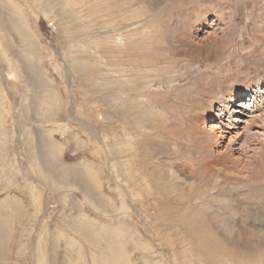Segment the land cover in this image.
<instances>
[{
	"label": "rangeland",
	"instance_id": "1",
	"mask_svg": "<svg viewBox=\"0 0 264 264\" xmlns=\"http://www.w3.org/2000/svg\"><path fill=\"white\" fill-rule=\"evenodd\" d=\"M17 1L22 7L24 6V15L29 13L26 16L27 22L29 21V26L33 27L38 41L45 46L42 47L43 62L41 66L39 63V66H44L42 72L46 75L45 77L52 80V85L60 93L62 103L58 111L60 117H56V122L46 121L48 120L46 117L43 120L38 119L42 123L34 122L36 118H34L35 108L32 101L37 98L33 91L26 90L21 85L12 88L10 82L14 81V77L11 76H15L16 73H10L12 70L0 56V80L3 82L2 90L6 93L4 112L9 140L7 146L0 148V218L6 215L8 218L11 216L13 220L3 229L8 237L5 264H264V168L262 164H260L262 168L256 165L254 169L261 172L260 175L256 176V173L254 177L252 175L251 178L247 177L238 184L240 186H237L238 191L233 192L237 195L235 200L247 206V209L240 211L234 219L238 224L245 220L251 221V223L247 221L244 223L248 230L252 229L246 232L236 229L235 231L226 230L219 223V218L215 217V213H212L213 209L208 208L207 205H210L217 209V202L220 203L218 199L224 197V192L218 191L217 187L211 190L209 185L202 187L201 184L204 183L198 180L197 175L186 179L178 171L180 180L174 185H171L172 179L168 176L174 168L178 170L180 167H191L197 172V166L192 159L194 155L182 141L189 128L184 123L181 126L179 118L175 116L181 112L182 108H187L186 99H189L190 93L202 82V76H207L211 83L207 86L212 85L214 92H217L220 98L235 91L243 92L246 84H249L255 76L257 78L260 76V74L256 75L255 69L243 73L245 69L240 67L244 65L243 58L247 49L256 45L259 39H263L262 42H264V24H261V28L257 23L259 20L262 21L261 16H264V0H134V8H137L142 22L137 23L138 30L133 38L147 39L149 43H146V49L140 46L141 49L136 52L140 56L143 50H147L154 59L151 62L155 67L160 66L164 69L152 71V78L149 77L151 83L138 93L135 107L130 109L133 115L125 119L104 117L106 110L100 100L99 89L95 87L101 82L99 78L96 79L95 84H91L90 81L83 83L78 75L70 70L67 62L69 58L62 55L66 44L62 20L58 16H46L35 6L31 8L25 0ZM99 1L85 0L73 8L83 18L78 19L81 22L80 26L83 27L80 33H83L84 25L90 28L88 32L80 34L82 38L97 39L105 34L101 20L98 17L95 19L88 16V14L91 15V8L97 7L92 4H98ZM140 5L148 11L146 15L141 13ZM151 6L153 9L150 8ZM192 10L198 11L197 19H207L206 25L201 26L196 34L198 40L207 35L202 31L203 29H206V32L214 30L216 37L211 39H219L217 58L201 57L197 60L189 59L188 55L182 53L178 56L173 55L174 46L170 38L173 35V29L179 27L182 15L189 14ZM216 14L224 19L221 23L217 21V26H213L211 22H216L214 21L217 20ZM119 18L121 19L120 16ZM123 23L121 21V24ZM209 25L212 29L208 27ZM122 26L123 34H128L129 32L126 31L128 28ZM112 33L114 35L111 39H116L115 31ZM45 49L53 52V55L45 57ZM80 49L83 52L89 51V45ZM92 50H95L93 54L97 56L91 54L86 62L98 68L91 70L98 72L96 75L100 77L99 72L105 69L103 64L105 59L101 56L99 48L95 47ZM27 71L29 72V69H20V74L26 76L31 73ZM67 72L70 73L68 74L70 83L65 80ZM130 72L131 70L126 71L125 75L130 77ZM258 89L256 87L250 94L255 96L251 99V102H254L253 109L248 110L242 107L244 110L234 114L241 118V121H238L234 128L229 129L232 132L230 134L237 135L234 147L242 150L245 160L250 157L252 160L254 156H259L260 151L264 149L262 133L264 116L262 119L254 116L257 121L249 116L253 112L261 113L258 104L264 103V95L258 96ZM72 90L75 92L73 93ZM21 93L28 97V105L21 100ZM199 101L195 110H199V106L203 105L202 102H207L205 99L201 100L202 102ZM255 103L258 104L255 105ZM23 109L26 111L21 114ZM202 114L206 115L205 112ZM226 118L227 113L221 116V123H226ZM210 120L212 119L205 116L200 126L211 122ZM22 126L34 132L29 142L26 138V130H22ZM223 126L220 124L222 129ZM44 129H50L48 133L51 139L61 144L63 148L59 159L71 167L68 177L65 176L66 179L60 173L57 162L54 161V165L46 157L44 160L42 155L40 157L43 147L41 144L44 141L43 138H46L43 135ZM199 136H201L200 133L196 134L198 139ZM225 136L223 146L230 135L226 132ZM123 141L131 143L130 146L123 147L125 153L131 146L133 147L132 151L126 155L131 159L130 169L136 170L138 178L145 184L140 185L142 186L140 191L137 182L134 181L136 185L129 182L128 185L134 186L132 190L134 194L137 192V195L126 193L121 197L119 189L123 175L120 172V164L117 163L121 157L115 153L116 145L120 146ZM242 141L245 145L249 144V147H243L244 143L241 147ZM239 150L237 149L234 153L235 158L239 156ZM173 151L176 153L169 154ZM2 153L6 155L3 157ZM182 154L190 156L188 160L190 163L186 162ZM43 169L47 175L42 173ZM39 173L41 176L38 175ZM51 173L55 177L51 176ZM57 174L61 176L58 177ZM160 176L167 181L166 187L176 190L180 193L178 197L182 199H185L189 190L200 189L199 200L188 206L194 209H181L183 204L173 198L174 194L162 191L157 182ZM80 182L94 184H90L88 197H84ZM229 185L234 186V183L229 182ZM157 189L162 194L158 193ZM203 189L208 192L203 193ZM240 189H246L248 192L245 191L246 195L239 196ZM209 195H212V198ZM122 198H125L129 205L127 211L120 208ZM140 201L143 207L140 206ZM180 216L188 221L202 222L205 230L191 232L185 226L161 229L150 227L151 224L171 221L168 217L177 220ZM85 224L86 237L79 233L80 225ZM91 235L97 238V243L88 242ZM107 236L112 237L114 241L109 243ZM43 240L47 241L45 252H49L50 255V260L46 259V261L39 257L38 242ZM103 251H110L112 260L101 254ZM125 256L127 260H124Z\"/></svg>",
	"mask_w": 264,
	"mask_h": 264
},
{
	"label": "bare ground",
	"instance_id": "2",
	"mask_svg": "<svg viewBox=\"0 0 264 264\" xmlns=\"http://www.w3.org/2000/svg\"><path fill=\"white\" fill-rule=\"evenodd\" d=\"M84 1L85 0H25V2L31 8L32 6L33 7L35 6V8H38L46 16H49V15L58 16L62 20L64 29H65L64 36H65V42H66L65 48L62 47L64 48V51H62V55L63 57L69 58L67 62H68L70 70L76 75H78L79 79L83 83L90 81L91 84H95L97 83L96 79L99 78L101 82L95 85V87L99 89L98 91L100 92V100L102 101V105L104 109L106 110V112H104L105 113L104 117L125 119L133 115L130 109L131 107L132 108L135 107L134 103L137 100L138 93L143 88L148 87L149 84L151 83V80H149V77L152 78V71H155L157 69H164V68L160 66L155 67L154 63L151 62V61H154V59L152 58V55H150V53L147 50L145 51L143 50L140 56L136 52L141 49L140 46H142V49H146L145 47H146L147 39L143 40L141 38L139 39L133 38V35L136 36L135 34H136V31L138 30L137 23L142 22V17H140L139 13H137L138 12L137 8H134V5H135V2H133L134 0H100L98 4L97 3L92 4V6H97V7H92L91 15L88 14V16L89 18L95 17V19L98 17L99 20H101L102 27H103L102 29L104 30L103 32L105 33V34L100 35V37L97 39H91V38L89 39V37L82 38V36L80 37V34L88 32L90 28L88 27V25H84L83 33H80L83 27L80 26L81 22L78 21V19L82 20L83 18L82 16L78 15L76 11L73 10V8H75V6H77L79 2H84ZM157 3L158 2L156 1V4ZM140 6L139 8H142L141 13L146 15L148 11L145 9L143 5H140ZM23 7L17 0H0V56L2 60L4 59L3 61L6 63L8 68L12 70L10 73H16L15 76H11V77H14V81L10 82V84L12 85V88L17 87L18 85H21L26 90L33 91L34 96L37 98L32 101V103H34V108H35L34 118H36V121L34 122L37 123L39 121L38 120L39 118L43 120L44 117L48 119L46 120L45 118L46 121L56 122L57 121L56 117H60L58 111H59V106L62 103V99H61V96L58 90L52 85V80L49 79L48 77H45L46 75H44L42 72V69L44 67V66L40 67L41 63L43 62V54H42L43 48L42 47H45V46L41 45V42L38 41V38L35 36L33 32V29H32L33 27L31 28L29 26V23H28L29 21L27 22L28 18L26 17L29 13L25 16ZM150 8L153 9L152 6ZM197 13L198 11L192 10L191 13L189 14L187 13L183 14L182 19L180 23L178 24L179 27L178 28L174 27L173 35L170 37L171 42L174 46V49H173L174 52L172 53L174 56H178L181 53L184 55L186 54L189 56V59H197V60H199L201 57L206 58V59L207 58L208 59L217 58L219 56L218 52H219V47H220V41L219 39H215V38L211 39V37H216L214 35L215 34L214 30L210 32L209 31L206 32V29L205 30L203 29L202 31L207 33V35L202 36L201 40H198L196 36L200 27L203 25H206V20H207V19H201V20L197 19V16H196ZM119 16L121 17V19L119 18ZM216 17H217V20H214L216 22H213V21L211 22L213 23L212 24L213 26H217L216 25L217 21H220L221 23L224 19L219 14H216ZM261 17H262V21L260 20L257 21V23L260 24L259 27H261V24H264V16H261ZM121 21L124 23L121 24ZM121 26L123 28H128L126 29V31H128L129 33L123 34ZM208 27H211L212 29L211 25H209ZM112 31H115L116 33V35L114 36L116 39H113V40L111 39V36L114 35ZM37 32L38 31L36 30V33ZM145 35L146 33L144 34V37ZM207 38L208 40H206ZM111 40L113 43L111 42ZM149 40H150V37H149ZM262 40L259 39L258 42H256V45H254L250 49L248 48L247 51L245 50L246 54L244 55V58H243L244 65L243 67L241 66L240 69H245L243 73H248L251 71L250 69H255L256 75L258 76L260 74V76H258V78L255 76L254 79H252L249 84H246L245 85L246 87L243 88V92L235 91L232 94L228 93V95L225 96L224 98H220L217 95V92L216 93L214 92V88L212 87V85H210L211 87L207 86L211 84L210 80H208L207 76L203 75L202 76L203 79H201L202 82L198 85L197 89L192 91V93L188 92L191 95L189 99L185 98L188 103L187 108L185 107L184 109L182 108L181 112H178L175 116L179 118L181 122V126L184 123V125H186L189 128V131L185 133V136L182 138V141L184 142L185 146L189 149L191 154L196 156V157L193 156L192 159L195 161L194 164L197 166V172L192 170L191 167L190 168L180 167L178 170H175L174 168L171 174L168 173V176L172 179L171 185L177 184L179 182L180 180L178 177L179 174H181V176L185 177L186 179H190V176L195 177L197 175L198 180L204 183V184H201L202 187L209 185L211 186V190L212 189L214 190L215 189L214 187H217L218 191L224 192L223 193L224 197L218 199L220 203L217 202V209L216 207L212 208V206L210 205H207V206L210 210L213 209L212 213H215V217L219 218V223H221L225 227L226 230L230 229L231 231H235L234 229L238 231H242V232L252 230V229L248 230L247 229L248 227L244 224L246 223L247 220L239 224L234 221V219L237 218L236 215L240 211H245V209H247L246 208L247 206L242 205L239 201H236L235 197L237 195L233 194V192L238 191L237 188L240 187L238 186V184L246 180L247 177H250L251 175L254 177L256 173H257L256 176L260 175L261 172H257L256 170H254L256 168V165H259L261 167L260 164H262L264 168V149H262L263 147H261L262 150L258 154L259 155L257 156L258 158L254 156L252 160H251V157L250 159L248 158L245 160L243 158L244 156L242 155V150L240 151L239 148L234 147V142H235L237 135L233 136V134H230L232 132L229 130V129L234 128L235 124L238 121H241V118H238L234 114H236L237 112H240V110H244L243 108H247L248 110L253 109L254 102H251V99L254 98L255 96L250 95V94L253 93L254 89L256 87L259 88L258 96L262 97L264 95V42H262ZM87 44L89 45V51H86V52L80 51L81 50L80 48L85 47ZM95 47L99 48L101 56H103V59H105V61L103 60L105 69L104 71L102 70L101 72H99L100 77L96 75L98 72H96L95 70H91V69H98V68L96 66H91L92 64H88L86 62V60L89 59V56L95 52V50H92ZM234 48L235 47L233 46V49ZM45 54H46L45 57L47 55L52 56L53 52L51 53L49 50H46ZM94 56H97V55H94ZM226 56L228 55L226 54ZM197 60H194V61H197ZM39 63H40V66H39ZM20 69H29V72L31 71V73L28 74L29 72L27 71L28 75L23 76L20 74ZM56 69L57 68H55V70ZM129 70H131L130 77L125 75L126 71H129ZM68 74L70 73L67 72V79L65 80L67 81V83H70ZM213 82H216V81H213ZM2 83H3L2 80H0V148H3L4 145L7 146L8 144L7 142H9V140L7 139L6 116L4 112L6 93H4L2 90V86H1ZM74 92L75 91H73V93ZM126 93H129V94H126ZM95 94H98V93H95ZM20 97L23 103L25 105H28V101H29L28 97L22 93L20 94ZM204 99L207 100V102L201 101ZM198 100H200L199 102H202L203 105L199 106V110L197 109V107H196L197 110H195V106L197 105ZM257 104L258 103H255V105ZM191 105L192 107H190ZM258 105H259L258 108L260 109L261 113L255 114L256 112H253L252 115L249 114V116L250 117L257 116L259 119H262V117L264 116V103H260ZM25 111L26 109H23L20 113L23 114ZM203 112L206 113L205 115L206 118L209 117L212 120H210L211 122L209 123H204L203 126L201 127L200 124L205 119L204 114H202ZM226 113H227L226 123H221L222 122L221 116ZM255 117L254 119L256 120ZM29 119H31V117ZM41 120L39 121V123H42ZM261 122H263V120H261ZM220 124L224 125L223 129L220 127ZM248 128L250 129V127ZM28 129H29L28 127L26 128V126H22V130H26V133H27L26 138L28 139V142H29L34 132ZM48 130L46 129L43 130V135L46 136V138L45 139L43 138L44 141L42 144L40 143L41 146H43L42 152H40V157L42 155L43 160L46 157L48 160H50L53 163L54 161L57 162L58 166L57 165L56 166L59 168L60 173L64 177L65 176L68 177L67 174L69 173V168L71 167L67 166V164L60 161L59 159L63 148L61 147V144L54 142L51 139V136L49 135ZM226 132L230 136L228 138L227 143H225L223 146L222 142L224 138L226 137L225 136ZM199 133L201 134V136H199V139H198L196 137V134L198 135ZM262 133L264 134V131ZM243 143H244L243 147L245 146L249 147L248 146L249 144L245 145L244 141L241 142L240 144L241 147ZM125 145L130 146L131 143L128 141L127 142L123 141L120 146L116 145L117 149L115 153V155H118L119 157H121L117 161V163L120 164L119 166L120 172L123 175L122 180L120 181L121 185L119 189L120 190L119 193L122 194L120 195L121 197H123L126 193L137 195V192L134 194L132 190L134 186L130 187L128 185L130 184L129 182H131V184H135V182H137L136 184L139 187L140 185L145 184V182L143 181L141 182V179L138 178L136 174V170L130 169L131 159L129 157H126V155H128V153L132 151L133 147L131 146L127 150V153H125L123 151V147ZM237 149L239 150L238 152L239 156L235 158L233 155L234 153H236ZM171 153H176V152L173 151V152H170L169 154ZM4 155L6 154H3V157ZM182 155L185 157L186 162L190 159L189 155L187 156H185L184 154ZM188 162L190 163V161ZM43 170L44 171L43 172L41 171V172L47 175L46 174L47 172L45 171V169ZM178 171H179V174H177ZM247 171L249 172L246 173ZM49 172H51V170ZM56 173H54V175ZM38 175L41 176L40 173ZM72 175L74 176V174ZM51 176H53L52 173H51ZM48 177L46 179H48ZM157 180H158L157 181L158 186L161 187L162 191L164 190L167 193L174 194L173 198H175L176 200H179L180 203L183 204L181 206V209H194L193 207H188V206L196 203L199 200L198 198H200V192H201L200 189L195 190L196 188H194L193 191L189 190L188 193L186 194L185 199H182L178 197L180 193H177L176 190H173L172 188L166 187L167 181H164L162 176L157 178ZM49 181L51 182V179ZM229 182H233L234 186L229 185ZM70 183L72 184V182ZM80 183L82 187L80 189L83 191L84 197L85 196L88 197L90 193V190H89L90 184L91 185H94V184L92 183L86 184L85 182L84 183L80 182ZM163 185H164V189H163ZM141 189H142V186L139 188V190L141 191ZM203 190H204L203 193L208 192L205 189ZM157 191L158 193H161L160 190L157 189ZM197 191L198 193L196 194ZM239 191H241L239 196L241 195L243 196L244 194L246 195V192H248L246 191V189H240ZM209 196L212 198V195H209ZM104 202L109 203L107 201H104ZM140 206L143 207L142 202ZM120 208L124 211L128 210L129 205L127 204L125 198H122ZM170 217L168 218L171 221L168 220V221H162L156 224H151L150 227L161 229L163 227L169 228L172 226L173 228H177L180 226H185L191 232H196L198 230H201V231L205 230L202 226V222L188 221L187 219L183 218V216L182 217L180 216L177 220H172ZM11 220H12L11 216L8 218L6 215L0 218V264L6 263L4 257L6 254V242L8 241V237L6 236V232L3 231V229L6 228L7 224L11 222ZM258 220H261V219L258 218ZM247 222L251 223V221H247ZM79 233L84 237L87 236L86 224L80 225ZM107 240L109 241V243L114 241L112 237H108V236H107ZM46 242L47 241L45 240L38 242L39 257L41 258V260H45V261L46 259L50 260L49 252L47 251L45 252ZM88 242L90 244L97 243V238L91 235L88 238ZM115 242H117V240H115ZM110 253H111L110 251H103L101 254L105 255L106 258L112 260ZM51 259H52V255H51ZM124 260H127L126 256L124 257Z\"/></svg>",
	"mask_w": 264,
	"mask_h": 264
}]
</instances>
